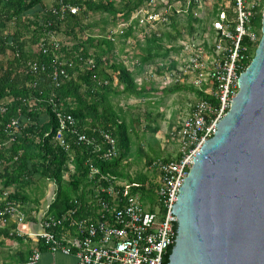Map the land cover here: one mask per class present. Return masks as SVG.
<instances>
[{"label":"built area","instance_id":"built-area-1","mask_svg":"<svg viewBox=\"0 0 264 264\" xmlns=\"http://www.w3.org/2000/svg\"><path fill=\"white\" fill-rule=\"evenodd\" d=\"M207 1L209 15L213 17L209 31L202 37L182 39L168 63L172 68L169 79L176 86H189L201 95L180 127V154L152 164L156 171L152 188L155 198L148 206L140 193L124 183H117L99 166L120 156L116 137L100 128L93 129L92 134L90 127L82 125L64 109L56 90L71 79L68 68L73 62L60 59L59 55H55L51 66L35 59L27 60L26 73L36 76L28 86L35 90L39 74L48 73L52 87L39 88L40 95L24 101L31 107L43 102L49 105L57 120L54 145L68 155V168L73 165L75 174L78 173V151L85 154L84 165L88 167L95 194L86 205L76 199L78 207L62 217L50 213L48 205L40 219L41 230L34 232L26 229L33 207L13 197L15 190L7 189L0 193V242L4 238H33L51 251L75 255L77 264H167L166 257L177 237L178 218L174 210L180 191L196 154L215 134L217 124L230 110L239 90L240 76L250 65L262 38V27L259 28L254 19L260 11L264 15V0ZM202 3L203 0H175L169 8L156 10V0H150L136 10L130 23L138 20L150 29H157L158 25L171 26L173 18L179 21L184 14L201 17L198 11ZM49 11L63 21L69 13H79L80 7L67 0H54ZM116 33H109L108 39L114 41ZM158 34L162 36L161 32ZM56 35L53 30L44 33L33 46L34 50L43 55L57 54L64 43ZM88 64L91 69L96 68L93 59ZM106 81L98 84L107 85ZM7 111V104L1 102L0 118ZM28 126L29 123L13 118L6 128L9 137L0 142V150L22 136ZM95 200L96 209L89 210ZM40 258L41 251L37 248L28 259L17 264H35Z\"/></svg>","mask_w":264,"mask_h":264},{"label":"trees","instance_id":"trees-1","mask_svg":"<svg viewBox=\"0 0 264 264\" xmlns=\"http://www.w3.org/2000/svg\"><path fill=\"white\" fill-rule=\"evenodd\" d=\"M67 1L79 6L80 12L77 14L69 13L65 20L60 21L57 16L49 11V7L54 1L49 5L47 0H0V103L5 102L8 106V111L0 118V142L9 137L6 128L13 118H19L22 122L29 123V126L23 129L22 136L17 137V140L9 147H3L0 150V181L6 185L14 182L18 184L30 180L37 172L44 178L54 180L58 189L49 212L56 217H62L70 209L78 207L75 203L76 199L81 200L84 204L83 199L74 197V195L78 192L82 182L88 180L89 171L88 167L84 165L85 154L78 151L76 160L78 173L74 174L75 178L69 183L63 181V175L68 170V155L57 149L52 141L57 130V120L47 103L43 102L31 107L29 103L24 101L31 96L40 95L39 88L47 90L52 85L48 73H42L38 76L40 79L38 88L35 90L30 88L28 84L36 76L26 73L27 60L35 59L51 66L55 61V55H59L60 59L73 62V66L68 68L71 79L56 90L57 95L62 101L64 109L73 114L82 125L90 127L92 134H94L93 129L100 128L111 132L116 137L120 156L111 162L99 163L102 171L109 174L113 179L120 177L119 166L128 154V125L125 120L119 121L120 117L112 111L109 105L105 106L99 100L88 101L86 96L95 97L97 88L103 89L102 95H104L103 99L105 100L112 92L109 85L99 86V80L95 81L94 79L95 75L100 72L105 78L113 81L112 74L107 72L108 68L118 72L119 84L123 85V92L128 97H146L154 90L146 84L140 85L136 81L135 73L122 63L111 64L109 59H103V57L96 55L94 60L96 68L91 69L88 65L90 55L84 50L82 41L72 46L64 44L61 50L57 51V54L43 55L33 48L41 36L50 30L58 32L62 27L69 28L70 33H76L78 28L84 30L81 15L86 16L89 12H94L107 13L117 17L120 14L123 19H127L134 9L150 0H130L121 8L113 2L106 3L98 0ZM203 20L204 18L197 17L193 13L188 16L191 34L196 32V28L202 25ZM254 21L259 28L262 27L263 13L261 11ZM179 22L173 18L171 26L181 36L180 30L177 28ZM195 24L199 26L195 27ZM166 33L167 38L172 39V33L168 31ZM161 38L154 37L149 40L148 56L145 60L152 57L153 52L164 49ZM87 41L93 43L94 39L89 38ZM106 42L109 45L112 44L111 41ZM171 50L166 48L164 56L167 57L172 52ZM173 51H177V49L174 48ZM7 55L11 57L5 61ZM84 85H87L86 92L82 90ZM187 88L186 86H176L164 89V91L175 93ZM33 91L35 92L32 94ZM112 93H116V91ZM196 93L201 95L199 91ZM100 106L103 108L100 109ZM34 148L38 149L36 155L32 152ZM15 157L18 159L15 160ZM163 160L167 161L170 158ZM154 162V160L150 161L152 164ZM151 190V187L146 189L144 185L141 187L136 185L133 189L142 197L150 194ZM13 197L26 200V197L17 190H15ZM81 209L85 210L82 207ZM171 252L166 257L167 263Z\"/></svg>","mask_w":264,"mask_h":264},{"label":"rangeland","instance_id":"rangeland-1","mask_svg":"<svg viewBox=\"0 0 264 264\" xmlns=\"http://www.w3.org/2000/svg\"><path fill=\"white\" fill-rule=\"evenodd\" d=\"M52 1L54 0H47V4L50 5ZM98 1L113 2L121 8L130 0ZM149 2L146 1L137 9L143 8ZM174 2L175 0H156L155 8L156 10L169 8V5ZM137 9H134L127 19H123L120 14L114 17L107 13L89 12L86 16L81 15L84 30L78 28L76 33H70L69 28L62 27L55 33L65 45L72 46L82 41L81 44L84 46V50L90 55L89 60H95L97 55L103 57V59H109L111 64H124L131 72L135 73L136 81L139 84H146L154 89L146 97H128L123 92V85L119 84L118 72L108 68L107 72L112 74L113 81L105 78L100 72L95 75L94 79L95 81L107 80V85L112 88V92L116 91V93L111 92L105 100L103 99L104 95H102L103 89L97 88L95 97L86 96L88 101L99 100L105 106L109 105L112 111L120 117L119 121L125 120L128 125V154L119 166L120 177L114 179V181L124 183L131 189H134L136 185L140 187L144 185L147 189V187L153 188L156 179V171L150 161L165 158L173 159L180 154V127L198 101L196 90L189 86H187V89L175 93L164 91V89L176 87V84L169 79L172 68L168 63L176 52L173 49L179 47L182 39H190L192 36L202 37L209 31L213 17L209 15L210 6L208 1L203 0L202 7L198 11L199 16L204 18L202 25L198 27L199 25L195 24V27L198 28H196L194 34H191L188 15H181L177 27L181 32V36H179L177 31L172 29L170 25H158L157 29H150L148 25L141 24L138 20L130 23V19ZM142 15L143 13H140V16ZM115 31H117L114 34L116 39L114 41L108 39L109 33L113 34ZM121 31H124V33H121ZM167 31L172 33V39L167 38ZM158 32H161L162 36ZM154 37H162L164 49L153 52L152 57L145 60L148 56V42ZM89 38L94 39L93 43L87 41ZM106 41H111L112 44L109 45ZM166 48L172 49L167 57L164 56ZM5 57L6 61L11 56L7 55ZM86 89L87 85H84L82 90L86 92ZM102 108L103 106H100V109ZM55 147L61 150L59 147ZM32 152L36 155L38 149L34 148ZM74 174L72 165L71 169L64 173L63 181L69 183L75 178ZM7 189L17 190L22 196L26 197L29 205L44 209L48 204L53 203L58 186L54 180L44 178L37 172L30 180L18 184L14 182L6 185L0 181V193ZM94 189V184L88 176V180L82 182L74 197L83 199L86 205L88 201L94 198ZM154 198L155 194L151 190L150 194L144 197L143 202L148 206L149 203L154 202ZM96 204L95 200L94 203H91L89 210L96 209Z\"/></svg>","mask_w":264,"mask_h":264},{"label":"water","instance_id":"water-1","mask_svg":"<svg viewBox=\"0 0 264 264\" xmlns=\"http://www.w3.org/2000/svg\"><path fill=\"white\" fill-rule=\"evenodd\" d=\"M174 211L167 264H264V15L238 93L196 154Z\"/></svg>","mask_w":264,"mask_h":264},{"label":"crops","instance_id":"crops-1","mask_svg":"<svg viewBox=\"0 0 264 264\" xmlns=\"http://www.w3.org/2000/svg\"><path fill=\"white\" fill-rule=\"evenodd\" d=\"M23 201L29 204L28 201ZM31 206L33 207V211L26 225V229L38 232L41 230L40 219L46 208L42 209L35 205ZM37 248L41 251V258L35 264H77L75 255L51 251L40 241L33 238L28 240L22 238H4L0 242V264H17L22 262L28 259Z\"/></svg>","mask_w":264,"mask_h":264}]
</instances>
